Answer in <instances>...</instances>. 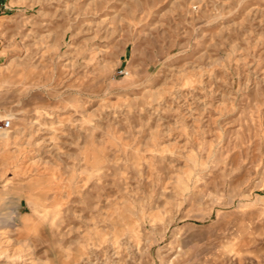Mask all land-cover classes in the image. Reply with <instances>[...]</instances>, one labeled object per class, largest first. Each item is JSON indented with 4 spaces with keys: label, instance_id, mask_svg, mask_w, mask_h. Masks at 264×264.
I'll list each match as a JSON object with an SVG mask.
<instances>
[{
    "label": "rangeland",
    "instance_id": "obj_1",
    "mask_svg": "<svg viewBox=\"0 0 264 264\" xmlns=\"http://www.w3.org/2000/svg\"><path fill=\"white\" fill-rule=\"evenodd\" d=\"M0 264H264V0H0Z\"/></svg>",
    "mask_w": 264,
    "mask_h": 264
},
{
    "label": "built area",
    "instance_id": "obj_2",
    "mask_svg": "<svg viewBox=\"0 0 264 264\" xmlns=\"http://www.w3.org/2000/svg\"><path fill=\"white\" fill-rule=\"evenodd\" d=\"M10 125H11V121L9 119L2 121L0 123V130L7 129L8 127H10Z\"/></svg>",
    "mask_w": 264,
    "mask_h": 264
}]
</instances>
